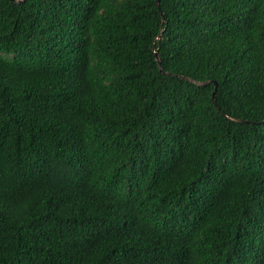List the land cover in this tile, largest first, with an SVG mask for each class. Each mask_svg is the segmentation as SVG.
<instances>
[{
	"label": "trees",
	"instance_id": "1",
	"mask_svg": "<svg viewBox=\"0 0 264 264\" xmlns=\"http://www.w3.org/2000/svg\"><path fill=\"white\" fill-rule=\"evenodd\" d=\"M0 264H264V0H0Z\"/></svg>",
	"mask_w": 264,
	"mask_h": 264
},
{
	"label": "water",
	"instance_id": "2",
	"mask_svg": "<svg viewBox=\"0 0 264 264\" xmlns=\"http://www.w3.org/2000/svg\"><path fill=\"white\" fill-rule=\"evenodd\" d=\"M157 4H158V6H160V0H157ZM163 19H164V17H163ZM160 36H161V33L158 35V38H160ZM155 54L158 55V52L156 51ZM187 79H189V78H187ZM216 90H217V83H215V89H214V91L212 93V98H213V101H214L215 105L218 106L217 102H216V99H215ZM228 118L233 120V121H236V122H245L244 120L239 119V118H232V117H228Z\"/></svg>",
	"mask_w": 264,
	"mask_h": 264
}]
</instances>
